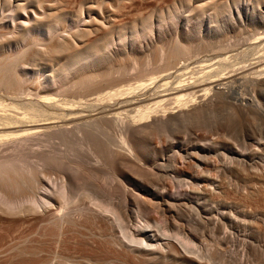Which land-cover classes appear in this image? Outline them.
<instances>
[{
    "label": "bare ground",
    "instance_id": "bare-ground-1",
    "mask_svg": "<svg viewBox=\"0 0 264 264\" xmlns=\"http://www.w3.org/2000/svg\"><path fill=\"white\" fill-rule=\"evenodd\" d=\"M36 16L31 22L30 18L26 19L27 25L19 23L18 27H25L22 41L0 56V208L43 216L59 207L60 221L64 225L76 223V220L99 227H105L111 220L122 223L128 212L125 205L100 202L88 209L73 201L76 188L98 178L96 172L80 162L83 154H89L95 164L111 166L115 177L128 180L133 185H136L133 175L147 179L150 176L149 180L161 175L163 179L158 184L161 185L159 188L164 190L162 193L171 195L153 198L160 203L152 204L141 198L149 193L147 188L152 186L146 178L142 185H136V193H130L132 189L128 187L130 192L124 188L123 192L118 190L120 187L116 190L122 192L131 205L145 210L150 206L158 208L166 224H170L171 211L163 205L172 203L174 192L167 175L196 167L191 162H184L178 148H187L189 137L202 140L206 150L213 145L222 147L220 141L202 139L201 135L195 134L193 124L219 119L226 101H230L242 114L245 110L258 112L264 109V30L252 29L247 38L232 45L218 43L214 46L213 43L209 46L211 50L199 47L193 56L176 46L155 44L154 54L159 61L157 70L148 75L142 73L135 82L131 81L132 84H124L129 78L128 69L139 54L132 40L140 34L121 36L98 47L83 49L76 46L73 50L68 48L69 38H64L56 48L69 50L70 68L63 75L41 78L39 72L33 71L23 60L26 54L20 58L19 53L34 46L40 36H51L57 27V23L51 22L57 15ZM210 34L213 36V31ZM109 48L111 52H104ZM41 51L44 55L50 54L54 48L47 47ZM91 86L95 88L90 90ZM185 124L189 125L190 131H179ZM111 127L119 133L118 137L112 136L113 140L109 134ZM224 131L225 126H221L214 133L223 138ZM51 135L56 140L51 152L48 151L50 146L47 150L40 149L53 139ZM221 147L219 149L223 150ZM144 152L149 155H143ZM221 157L226 158L225 152L221 151ZM135 160L151 163L155 172L142 169ZM50 169L54 177L46 183L41 175ZM211 190V194H216V187ZM87 196L89 200H96L95 192ZM187 204L183 202L182 205ZM197 205L200 202L197 201ZM232 223L236 225V222ZM114 224L108 225L114 227ZM140 230L132 231L121 225L123 239L118 236L119 239L107 244L123 257L137 254L157 259L174 254L191 264H199L201 259L209 260L208 256L201 257L194 248V236L181 226L177 228L181 234L180 239L176 238L177 245L170 241L157 246L148 245L140 236ZM230 230L224 227V239L234 235ZM150 245L155 248L147 250ZM188 254H193L196 259L187 257Z\"/></svg>",
    "mask_w": 264,
    "mask_h": 264
},
{
    "label": "rangeland",
    "instance_id": "rangeland-1",
    "mask_svg": "<svg viewBox=\"0 0 264 264\" xmlns=\"http://www.w3.org/2000/svg\"><path fill=\"white\" fill-rule=\"evenodd\" d=\"M34 15H57L51 22L57 23L52 35L40 36L34 46L22 49L19 53L20 58L26 54L23 60L33 71H38L41 78L63 75L70 68L67 56L69 50L56 48L64 38H69L68 48L73 50L76 46L83 49L98 47L121 36L140 34L132 40L134 46L138 47L139 54L131 64V69H128L129 78H126L124 84H132L142 73L148 75L157 70L159 61L153 49L155 44L176 46L180 51L186 50L193 56L199 47L205 50L213 43L214 46L218 43L232 45L239 39L241 42L247 38L253 30H264V0H0V56L13 50L15 44L22 41L25 27H18L19 23L29 24ZM28 18L29 22H24ZM47 47L54 48L51 55L42 53L41 50ZM104 52L109 53L111 49ZM93 88L95 87L91 86L89 89ZM221 110L219 119H206L193 126L195 134L201 135L202 139L220 141L223 150L215 145L206 150L207 146L202 140L192 137L188 138L187 148H178L185 158L184 162H191L196 167L167 175L174 195H179L176 197L178 199L172 195L174 199L171 201L175 206L171 202L172 205H163L171 211L170 224H166L158 208H138L129 204L122 193L123 188L127 192L132 189L130 193H136V185H142L146 177L133 175L136 181V185H133L128 180L115 177L111 166L95 164L89 154H83L86 158L80 157V162L96 172L98 178H92L76 188L73 201L78 205L83 203L80 206L88 209L100 202L125 205L128 209L127 217L122 223L109 221L108 224H115L113 228L107 224L110 227L108 229L107 225L93 226L82 220L64 225L60 221L59 207L56 208L57 211L52 210L50 214L43 216L35 212H8L1 207L0 264H191L174 254L157 259L146 255L123 257L117 254L107 243L118 236L123 239L121 225L132 231L141 229L140 236L145 238V243L155 246L165 241L177 245L176 238H181L177 228L181 226L194 236V248L196 247L201 257H209V260L201 259L199 264H264V109L258 112L245 110V114H242L230 101H226ZM221 126H225L223 138L214 133ZM178 130L190 131L189 125L185 124ZM109 134L111 139L119 136L117 129L113 127ZM51 138L53 139L48 142L53 144L45 142V148L40 149L47 150L50 146L48 151L51 152V146L56 144L54 136L51 135ZM35 148L38 149L33 147ZM221 151L225 152L226 158L221 157ZM143 155L148 156L149 153L144 152ZM135 162L142 169L155 172L151 163L145 160ZM87 163H91L93 168ZM45 172L41 178L48 183L54 175L52 176L51 169ZM150 178H146L152 184L147 190L152 196L145 193L142 199L157 204L160 201H154V197L171 195L162 193L164 190L159 188L161 185L158 184L163 179L161 175L154 176V180H149ZM117 182L125 184L119 185ZM115 185L118 187L115 188ZM213 187H216V194H211ZM116 189L122 192L119 193ZM94 192L96 200H89L87 194ZM110 192L115 193L112 195ZM180 198L182 199L179 200ZM197 201L200 205H197ZM183 202L188 204L183 206ZM155 219L158 220L157 223ZM224 227L231 229L234 235L224 239ZM108 237L110 238L105 241ZM151 245L147 250L155 248ZM189 256L196 259L193 254H188L187 257Z\"/></svg>",
    "mask_w": 264,
    "mask_h": 264
}]
</instances>
